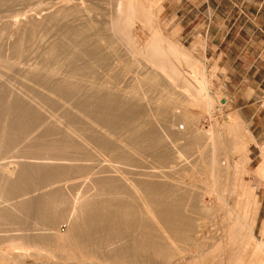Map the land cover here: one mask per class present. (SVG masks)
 <instances>
[{
    "label": "bare ground",
    "instance_id": "1",
    "mask_svg": "<svg viewBox=\"0 0 264 264\" xmlns=\"http://www.w3.org/2000/svg\"><path fill=\"white\" fill-rule=\"evenodd\" d=\"M95 1L96 4L99 3L98 0ZM32 2L40 7L41 12L46 8L48 10L50 7L61 6L53 11L48 10L49 13L44 15L45 17L42 16L44 17L42 20H37L39 18H33L30 13L27 14L29 11L25 10L27 4L32 5ZM68 2L70 6V1ZM75 2L76 0L73 3ZM91 3L93 0L88 7L85 6L88 9L86 12L93 10L95 14L97 5ZM104 3H108L109 6ZM78 4H75V8L79 6ZM100 5L109 8L110 12L102 9ZM100 5L96 10L99 9V16H104L105 20L93 25L94 30L90 28L92 34H89L88 27L87 34L82 26L83 31L76 28L77 26L73 27L75 26L72 25L73 14L76 15L77 10L71 8V12L68 6L69 9L65 10L62 8L64 6L62 1L0 0V160L2 161L4 155L14 148H18L22 158L16 160L17 169L13 170L5 168L6 166L1 165L4 162H0V170L6 175L4 180L0 178L4 181L3 184L0 183V187L3 185L0 194L5 198L1 199L12 201L10 204L7 202V206H1L0 224H13L23 228L29 222L38 225L42 223L48 232L50 231L49 238L57 239L58 248L62 250L65 248L67 250L65 254H68L69 258L81 257L82 264H191L193 260L197 264L205 256L213 258L210 261H204L203 258L198 264H264L262 254L264 243L252 245L261 203L253 186L242 179V175L249 171L248 166L251 163L248 141L244 137L235 139L236 133L231 131L230 124L241 123L239 115H232L233 122L229 124L230 134L237 140L235 145L240 150L237 149L240 154L238 153L233 161L227 155L228 152L225 155L221 153L225 146L222 141L224 137L217 141L220 139L221 130L210 131V139L214 140L211 145L212 153H208L210 158L206 154L207 144L204 142L206 138L202 140L206 136L202 138L200 132L190 137L192 142L187 144L190 146L189 150L186 144L184 145L185 153L195 145L201 149L202 154L199 156L202 155L204 158L198 160L202 165L198 164L204 167V173L207 171L205 175L210 174V180L206 178V182H209L211 185L209 186L215 191L214 194L217 193L216 187L221 181V175H227L230 177L228 185L231 184V187L228 186L231 188L229 195L238 196L236 201L233 199L234 204L231 202L228 204L222 198V193H218L222 197L214 195L216 196L214 204H209L205 198L197 197L196 190L192 188L195 185L191 184L192 186L188 187V184L186 186L183 183L185 186L182 185V189L180 183L184 180L178 173L180 166L179 168L176 165L177 171L174 161L169 166L165 165L175 158L172 155L181 147L176 145L177 141L164 140L154 123V114L150 115L155 111L157 121L169 117L168 110L172 108L174 94L177 92L173 90L179 87L172 84L177 82L179 84V80L186 84L183 85L181 82L183 86L181 88L186 90V94L181 90L184 92L181 94H185L183 97L187 98H184L185 107H195L199 100L208 99L204 68L196 60L191 59L193 57H190L188 52L182 53L183 49L175 44L173 38L167 37L168 45L164 46L163 38L154 32V35L151 34L153 37L147 36L150 39L146 38L147 40L139 44L136 36L134 35L135 38L133 36L135 20L139 21L140 15L145 16L141 19H148L147 6L142 0H102ZM82 10L81 8L80 11ZM36 11L35 13L39 15ZM67 14L70 16L72 14L73 18L70 19ZM154 15L156 16V13ZM68 19L72 27L68 24ZM64 20L65 23L68 22V27L64 26L67 24H63L65 30L67 28L64 32L68 36L66 37L67 34L64 33V37L61 33L63 35L61 37L59 32H56L61 38H56L55 34V41L59 40L54 42V39H51L54 29L51 27L56 26L58 22L62 27ZM91 24L89 26H92ZM60 27H54V31L56 29L63 31ZM47 28L52 30L48 37L54 44L51 43L52 45L44 50L42 46L46 44L44 37V40L42 39L44 43H40L43 51L39 53L41 48L39 45L40 50H37L36 44L42 42L41 34H45ZM13 35L15 39L10 41ZM180 54L184 55L186 64L195 71L198 69L197 76H194L198 81L196 86L185 82L188 77H184L185 73L179 60L182 56ZM98 66H103L109 71L115 70L116 67L121 68L120 72L116 70L119 73L115 74V77L112 76L116 83L122 80L121 76L130 75L136 83L132 90L128 89L127 93L130 90V95H126L124 99L121 96L123 93L114 92L117 89L115 87L122 86V81L119 82L121 85L117 83L118 86L114 87L115 82L110 85L107 78V82L95 85V79L92 80L90 77L95 78ZM119 68L117 69L120 70ZM12 79L24 83L20 85L24 86L23 89H15L12 86ZM161 79H164L162 83L169 79L172 82L170 85L175 87L170 86L173 90L168 91L167 98L163 97L157 101L155 110L153 107L152 111L147 112L142 104L143 100L141 101L145 94L142 97L139 89L142 85V88L147 85L150 92L152 89L156 90L157 86L160 87L161 83L159 85L158 83ZM47 108L52 109L51 113L45 112ZM59 111L61 116L55 113ZM44 112L51 120L46 118ZM82 114L87 118H83ZM186 116H188L185 117L186 122L191 123L192 117ZM95 123L106 128V132L111 131V135L113 133L117 134L115 136L125 135L127 141L120 140L121 143L110 141L111 138L100 136L103 131H99L101 134L97 131L96 134L99 136L96 135ZM106 135L109 137V133ZM22 144L23 148L19 149L18 145ZM88 144L94 149L96 145L99 154L107 155L105 163L103 161L98 163L95 152L93 155ZM171 147L173 150L176 148L174 152H170ZM236 147L234 146V149ZM154 150L164 163V167L160 166L161 170L155 168L157 171L160 170L159 175L157 171L152 172L145 165L147 161L144 159H147ZM154 154L152 153V156ZM13 162H9L10 167ZM257 172L264 173V159L257 167ZM156 176L162 179H153ZM40 186L47 188L45 193L28 198L27 195L35 189H40ZM209 189L207 192H211ZM135 192L141 195L137 196ZM230 196L227 195L228 198ZM227 197L225 199H228ZM218 206L224 210L223 213L225 212L220 216L222 217L220 229L219 225L218 229L212 226L214 223L211 220V217H215L216 220V216H211L213 213L211 211H216L214 209ZM63 219L67 221L65 232L62 233L61 229L60 232H53L52 229ZM23 238L25 239L24 235ZM13 244L12 247L15 249L27 251L29 248L24 244L17 243L16 246ZM9 256L1 251L2 261Z\"/></svg>",
    "mask_w": 264,
    "mask_h": 264
},
{
    "label": "rangeland",
    "instance_id": "2",
    "mask_svg": "<svg viewBox=\"0 0 264 264\" xmlns=\"http://www.w3.org/2000/svg\"><path fill=\"white\" fill-rule=\"evenodd\" d=\"M59 1H62V3L64 4V6L62 8H64L65 10H66V8L68 10L69 9L68 7H70V9L73 8L74 10H77V14L79 13L78 15L76 14L77 16L72 13L74 15V18L72 16V14H71V16H70V14L69 15L67 14V15L69 17H71L70 19L73 18L72 20L74 22L71 20L73 22L72 25H75L73 27L77 26L76 28H78V29L83 28L84 30L86 29V31L89 29L90 33H89V31H87V34L88 33L92 34L91 31L94 30L93 25H97V24L101 23L102 20H105V17L103 15H102L103 17H101V15L99 16V9H97L98 11L96 10L97 6L98 7L102 6V5H100L102 0H98L99 3H97V4H96L97 1H95V0H93V3H91L93 5H94V3L97 5V6H95V11L97 12L95 14L92 12L93 10L90 12H86V11H88V9L85 6L88 7L90 5L89 3L92 2V0H90V1L89 0H87V1L86 0H76L75 3H73L75 0H72V2H71V0H59ZM68 1H70V4H71L70 6H69ZM142 1L144 2V5L147 6L146 11H148V12H146V14L148 16L147 17L148 21L144 20L145 18L141 19L142 17H145V16L141 17V15L139 16L140 22L138 20L137 21L135 20V23L133 26V33L134 32L135 33L133 34V36L134 35L136 36V40L139 42V44L144 42V40L150 39L148 37H153L152 35H154V32H155V34H157L163 38L164 42L163 41L162 42H163L164 46L168 45L167 37L173 38V40L175 41V44L177 43L178 46L183 49V50L181 49L183 51L182 53L188 52V54H190V57L191 56L193 57L191 59H193L194 61L196 60L199 65L201 64L200 66L202 68H204V71H205L206 76H207V88H208L207 93H208V99L209 100L208 99L199 100L198 104H196L195 107L194 106L185 107V105H184V100H185L184 98H186V97H183V96H185L186 90L184 88H181L182 83H183L182 80L181 81L179 80V82H180L179 84H177L178 82L176 84H172V82L169 79H166L164 83H162L164 81V79H161L160 82L158 83V85L161 83L160 87L157 86V88H155L156 90L152 89L153 91L151 90V92L147 88V87H149L147 85H144L143 88H142V86H143L142 85L140 88L144 92L139 89L140 93L142 92L141 96L142 95L144 96V94H145V96L144 97L142 96L143 98H141V101L143 100L142 104L144 105L147 112H150L153 110V107L155 110V106H157V103H158L157 101L163 99V97L167 98L168 91L170 89L173 90L171 87L174 88L175 86H171L170 83L172 85H176V87L179 86L178 89L175 88L176 90L175 89L173 90V91H177V92H175L176 94H174L175 96H174L173 105L171 106L172 108H169V110H168V116L169 117H166V119L164 118V120L162 119L163 121H161L159 119L157 121L155 111H153V113L151 112V114L149 113L150 115H152V114L155 115V116L153 115L154 119L153 118L152 119L155 121L154 123H156L155 125H156V128L158 129V131L159 130L161 131V132L160 131L159 132H160V135L163 136L164 140L165 141H177L178 144L176 142V145L177 146L180 145V146H178L179 148L181 147L178 150L181 151L182 148L184 149V150L182 149L180 154H179V151L177 152L179 156L176 155L177 153H174V155H172V157L173 158L175 157V158L172 159L171 162H169V163L167 162V164H165V165L169 166V164L174 161L173 163L175 166L176 165L178 167L180 166L181 168L179 167L180 168L179 171H178V167L177 166L176 167H177V171H178L179 175L181 174L180 177H183V180H184L182 183H180L181 186L184 185L183 183H185L186 186L188 184V187L191 184L195 185L196 187L193 186L192 188H194L193 190H196L195 192H196V194H198L197 197L199 199L205 198L209 204H212V203L214 204V201H215L214 199L216 198V196H214V195H217L218 193H222L221 195L223 197L220 194H218V195H220L222 198H224V200L226 202H228V204H230V202L232 204H234L232 201H233V199H234V201H236L235 199H236V197L238 198V196L236 195V197H235L234 196L235 194L234 195L230 194L232 196L231 197L229 195V193L231 192V190H230L231 188L228 187V186L231 187V184L228 185V183H230V177H228L227 175L226 176L221 175V178H220L221 181H219L221 184L219 183L220 185L219 184L217 185L218 186V187H216V188H218V189H216L217 193L214 194L215 191L213 190L212 187H210L211 185L209 184V182L208 183L206 182L207 180L208 181L210 180V174H209L210 172L208 173L209 176L205 175V174H207V171H206V173H204L205 172L204 167L199 165V164H201V163H199V161H201L202 158H204V156H202V155H200L202 157L199 156L200 153L202 154L201 149L198 147V145H195V147L193 146L194 148L191 146L192 152H191V150L188 151L189 153L187 152V150H186V153L183 151H185V146L189 150L190 146L187 144L189 142H192V141H190V139L192 138V136L195 133L200 132V134H202V138L204 136H206L202 140H204L206 138V140H204V142L207 144V151H206L207 153L206 154L208 156L209 154L212 153L211 151L213 148L211 147V145H212V141H214L213 139H210L211 138L210 137V131L211 130H217L216 132H219L221 130L219 132L220 139L217 140V141H221V139H223V137H224V139L222 141H224L225 146H223V148H222L223 150L221 149V153H223L225 155L228 152L227 155H229L231 161H233L232 159H235L237 154L238 153L240 154V152L237 151L238 148L235 145L237 140H234L233 134H230L231 131L233 133H236L237 137L235 139H240V137L246 138L248 141L247 142L248 149L250 150L251 163L248 166L249 171H247L246 173H244L242 175L243 176L242 179L244 182H247V183L249 182V184H251L253 186V190L258 195L259 201L261 203L259 216H258L256 225L254 227V234L255 235L253 236L254 238L252 239V241H253L252 245L257 244V243L263 244L264 243V173L257 172V167L259 166V164L264 159V2L261 1L259 3V8L257 10L256 9V3L233 2L231 0H226V1L222 2V4L220 6H218V10L216 13H218L220 15L216 18L210 19L209 18V5L210 4L217 5L219 3H209L208 4L207 2L198 1V0H156V2L159 3L158 4L155 2V0H142ZM150 1H152L153 3L151 4ZM146 2H147V5H146ZM32 3H33L32 5H31V3L27 4L28 5L27 8H25V7L24 8H25V10L29 11V12H27V14L30 13L29 15H32V17L35 19L39 18L37 20H42L46 16V14L49 13V11L56 10V8L58 6H61V5H57L54 8L50 7L48 9L49 11L46 10L47 9L46 8V9H43V11L41 12V9H39L40 7L35 5L34 2H32ZM85 3H86V5H85ZM73 4H74V7H73ZM75 4L76 5L78 4L79 6L77 8H75V6H76ZM107 4L108 3H106L105 5L109 6ZM37 7H38L39 11H36V10H38ZM103 7H104V5L102 6V9L109 10V8L106 9L105 7L104 8ZM81 8L84 10V11L82 10L83 14H82V11H80ZM150 8H151V10H150ZM154 8L156 10L157 9L158 10L156 11ZM32 10H35L36 12H38L39 15H37V13H35V11H32ZM30 11L33 12L34 14L31 13ZM151 11H155V12L153 13ZM159 11H160V13H159ZM71 12H72V9H71ZM71 12H69V13H71ZM107 12H110V10ZM155 13H156V16L154 15ZM158 13H159V15H158ZM150 14H152V15H150ZM96 15H98V16H96ZM109 15H110V13H109ZM34 16H37V17H34ZM42 16H44V17L42 18ZM89 16H91V17H89ZM92 16H93V18H92ZM66 17H64V19H66ZM149 18H152V19L150 20ZM70 19H68V22H69V23L67 22L68 24H70ZM61 20H63V19L61 18ZM61 20L59 21L60 23L62 22ZM66 20H64L63 21L64 23L61 24L62 27H60L59 22L57 23L56 26H54L55 28H57L59 26L63 31H61L60 29H59V31H57L58 29H56V31H54L55 28L51 27V29L52 28L54 29L53 30V34H54L53 37L51 35V39H54V42L58 41L66 32L67 28H66V30L64 28V26L68 27V24L65 23ZM141 20L142 21L144 20L143 21L144 23ZM95 21H97L98 23ZM99 21H101V22H99ZM149 21H151V22H149ZM94 22H95V24H93ZM148 22H149V24H148ZM63 24H67V25L63 26ZM90 24L92 26H89ZM211 24L216 29H221V28L223 29V27L232 28V31L234 33H233L232 37L231 38L229 37L228 40H226V41L222 40L224 35L221 33L214 34V35H210V34L205 35L204 31H206L207 27ZM72 25L70 24V27H72ZM81 26H82V28H81ZM239 27H243V34L242 35L236 33V32H238L237 28H239ZM49 28H47L49 31L46 30L45 34H43V33L41 34L40 39L42 42H40L39 39L37 40V42L38 41L39 42L38 43L36 42L37 43L36 44L37 50L39 49V45L41 48V51H39V53L43 51L42 46H44V50H46V48H48L50 45L54 44L53 42H51L53 40H51L49 38L50 34H51L50 31H52ZM83 29H82V31H83ZM47 31L50 33L48 34ZM252 31H257V32L253 33ZM56 32H59L61 37H59L58 33L56 34ZM61 33H63V35ZM55 34L57 35V37L55 36ZM66 34L67 33H65V35ZM65 35H64V37H65ZM54 36L56 38H59V39L55 41L56 38ZM67 36H68V34L66 35V37ZM135 36H134V38H135ZM11 37H10L11 38L10 41H13L15 39V35H13ZM44 37H45V40L43 39ZM42 39L45 41L46 44H43L44 42ZM40 43H42L43 45ZM34 48H36V47H34ZM36 52H38V51H36ZM180 55H182V54H180ZM183 56L184 55L180 56L179 60L181 61V65L183 68V70L182 69L181 70L183 71V73H185L184 77L185 78L188 77V78H186V80L187 79L188 80L185 82H188V83L190 82L189 84L190 85L192 84L191 86H196L198 81L194 79V76H197L196 72L198 71V69L195 71V69H193L190 65L186 64V62H185L186 60L184 59ZM32 59H34V58H32ZM34 61H35V59H34ZM98 67H97L98 69L95 70V71H97V72H95V76L93 75L95 78L90 77V79H92V80L95 79V85H99L104 81L107 82V78L109 79L108 82L110 81L109 84L111 85L112 82H115L114 77L117 75V73H119L121 71V68H119V67H116L115 70H111V71H109L108 69H106L103 66H98ZM100 67H102L103 69H101ZM117 68H119L120 70H118ZM116 70L119 72H117ZM121 74H122V72H121ZM132 75H133V73H132ZM112 76H114V77L112 78ZM124 76H126V75H124ZM124 76H121L122 80L117 82L118 85H121L119 82L122 81L121 82L122 86L115 87L117 85L116 82L113 83V85L115 84L114 87L117 88L116 90H118V88H119L118 91L115 90L114 92H119L121 94L123 93L121 96L125 99L126 95H128V94L130 95V93H131L130 90H129V93H127L128 89L132 90L134 84H136V83H134L135 80H133L132 77H130V75H129V77H128V75H127V77H124ZM163 78H165V77L163 76ZM197 78H198V80H200L199 76ZM11 81H12V86L15 89H17V90H18V88L23 89L24 86L22 87L20 85H23L24 83L18 81L21 83V84L20 83L18 84V82L15 81L14 79H12ZM166 83L169 87L166 85ZM18 85H19V87H17ZM183 85H186V84L183 83ZM124 86H126V87H124ZM166 87L168 89H166ZM179 88H181V89H179ZM181 90L185 91V94H181V93H184ZM155 102H156V104H155ZM204 102H206V103H204ZM208 104H210V105H208ZM199 105H200V107H199ZM45 110H47V111H45ZM45 110H44L45 112L51 113L52 109L47 108ZM48 110H50V111H48ZM45 112H44V115L46 116V118H48V116L45 114ZM53 112L54 111H52V113ZM50 113L49 114L47 113V114L49 116H51ZM55 113H58L61 116L60 111L55 112ZM184 113L186 115H189L190 117H192L191 119L194 122L193 121H191V123L186 122L185 117H188V116H186ZM58 114H56V115H58ZM234 114L239 115L241 123H235V124L232 123L233 122L232 115H234ZM83 115L84 114H82V117H83ZM85 116L86 115H84L83 118L86 119L87 117H85ZM48 120H51V117H49ZM60 121H59V123H60ZM230 123H232V124H230ZM63 124L64 123H62V126H63ZM229 124L232 125L231 131L229 129V127H230ZM189 125L190 126L192 125V126L190 127ZM232 127H234V128H232ZM102 128L103 127H100V125L98 126L95 123L94 133L96 134L97 131H98V133H100L99 131H103V134L100 136H105L107 139L111 138L110 141H116L119 143H121V141H123V140L127 141L125 139V135L119 136V134H118V136H115L117 134H114V133H113L114 135L113 134L111 135L110 134L111 131L106 132V128L105 129L104 128L102 129ZM189 128H191V129H189ZM232 129H234V130H232ZM105 132L109 133V137H108V135H106ZM221 132H222V134H221ZM98 133L96 135L99 136ZM85 134H87V132ZM98 136H96V137H98ZM85 137L88 139V137L86 135H85ZM176 137H177V139H176ZM86 138H85V140H86ZM145 141H147V140H145ZM195 142H197V141H195ZM198 142H201V141H198ZM232 142H234V143H232ZM23 145L24 144H22L21 146L18 145L19 149H22ZM88 146H89V144H88ZM234 146L236 147L235 149H234ZM197 147H198V149H200L199 150L200 152L198 151V149H195ZM88 148H90V146ZM93 149H94V147L90 148V150H92L91 152H93V155L95 152V159L98 160V163H102V161H103V163H105L106 162L105 159L108 158L107 155L104 154L105 155L104 156V155L99 154L96 145H95V149H94L95 151H93ZM174 150L171 147L170 152L171 151L174 152ZM154 151L153 152L151 151V152L155 153L154 154L155 156L154 155L152 156V153L149 152L151 154H149L147 156V159H144L145 162L147 161L145 163V165L152 172L157 171L158 168L161 170L160 166L161 165L163 166V164H164V163H162V160L160 159V157L157 156L156 150H154ZM4 156H5V158L3 157L4 159L2 160L4 163H2V164L0 163V164L3 166H6L5 168L8 167L7 169H9V170L10 169L11 170L17 169V167H15V166H17L16 160H20V158H21V153L18 151V148H14L13 150H10ZM219 158H221V157H219ZM186 159H188V160H186ZM30 160L35 161L36 159H30ZM97 160L95 162V165H97L96 164ZM196 160H197V162H196ZM2 161L0 160V162H2ZM9 162L10 163L13 162L12 163L13 165L12 164L11 165H12V167L14 166L15 168L10 167ZM170 166H172V165H170ZM182 166H183V169H182ZM163 167H162V169H163ZM155 168H157V169H155ZM184 168H186V169H184ZM160 170H158V171H160ZM158 171H157V174L159 175L161 172L158 173ZM195 172H197V173H195ZM198 172L199 173L201 172V173L199 174ZM154 173H156V172H154ZM0 176H1L0 178L3 179L4 176H6V175L3 171L0 170ZM206 178H207V180H206ZM153 179H158V180L160 179L161 180L162 177L159 178V176H156V177H153ZM204 179H205V181H204ZM3 180L2 181L0 180L1 184L4 183ZM190 180H192L193 183H191ZM1 186L2 187H0V188L3 189V185H1ZM40 187H41L40 189H37V190L35 189L32 192H30L29 195H27L28 198L39 196V195L45 193L47 188L45 186H40ZM195 188H197V189H195ZM207 188L208 189L210 188L209 191L211 190V192H207L208 191ZM1 189H0V193L2 194ZM182 189H183V186H182ZM184 189H186V187H184ZM206 189H207V191H206ZM197 190H198V192H197ZM202 190H203V192H201ZM136 193L137 192H135V194ZM1 194H0V208L7 206L8 204H10L12 202L11 200L10 201L4 200L5 201L4 202L3 199H5V198L3 197V195L1 196ZM140 195L141 194L137 193V196H140ZM227 195L230 196L231 198L230 197L228 198ZM225 197H227L228 199H225ZM1 198H3V199H1ZM227 200H229V201H227ZM7 202H8V204H7ZM217 208H218V210H217ZM217 208L214 209L216 211H211V213L213 212L211 216H216V220H215V217H211L212 218L211 220L214 223V225H212V226H214L216 228L219 224L220 225L222 224V222H220V221H222V220H220V218H222V217H220V216L222 214H225V212L223 213L224 210H221L220 206H218ZM217 213H219V214H217ZM210 214H209V216H210ZM215 222L217 224H215ZM66 224H67V221H65V219H63L59 224H57V227L55 226V228L52 229L53 232H55V231L60 232L59 230L61 229V232L64 233L66 230V226H67ZM40 225H38V223L35 224L34 222H32V223L29 222V224L25 225L26 227H23L24 228L23 229L17 225H13V224H6V223L0 224V245H1L0 246V254L2 251V253L6 252V254H9L11 256V257L10 256L6 257L3 261L0 258V264H82L83 260L81 259V257L76 256L73 259L70 257L71 258L70 259L69 256H67L68 254H65V253H67V250L65 248H63V250L58 248L59 245H57V239L49 238L50 237V234H49L50 231L48 232V230L46 229V226L45 225L43 226L42 223ZM221 226L219 227V229L221 228ZM45 232H47L49 236H47V233H45ZM23 235L25 236V239L23 238ZM19 237L22 238L23 240L22 239L20 240ZM11 243L12 244L18 243L19 245L24 244V245L28 246L29 248L27 251L24 249H20V248L15 249L12 247ZM15 244H13V245L16 246ZM4 249H5V251H3ZM262 254L264 256V249H263ZM203 258H204V261H210L213 257L212 256H205ZM203 258L201 260H199V258H197V259L199 261H202ZM199 261H198V263H199ZM193 262H194V260L191 262V264H195V262L194 263ZM83 264H86V263H83ZM186 264H188V263H186Z\"/></svg>",
    "mask_w": 264,
    "mask_h": 264
},
{
    "label": "crops",
    "instance_id": "3",
    "mask_svg": "<svg viewBox=\"0 0 264 264\" xmlns=\"http://www.w3.org/2000/svg\"><path fill=\"white\" fill-rule=\"evenodd\" d=\"M198 1H203V2H207L208 4L209 3H219L217 5L215 4H210L209 5V18L210 19H213V18H216L218 17L220 14L216 13L217 10H218V6H220L222 4V2L226 1V0H198ZM233 2H251V3H256V9L258 10L259 8V3L262 1L264 2V0H231ZM258 15V14H257ZM256 15V16H257ZM212 23V22H211ZM237 31L236 32L237 34H243V27H239L237 28ZM253 33L257 32V31H252ZM205 35H214V34H223L224 37H223V41H226L228 40V38L232 37L233 35V31H232V28H229V27H223V29H216L211 25H209L206 29V31H204ZM214 40V39H213Z\"/></svg>",
    "mask_w": 264,
    "mask_h": 264
}]
</instances>
